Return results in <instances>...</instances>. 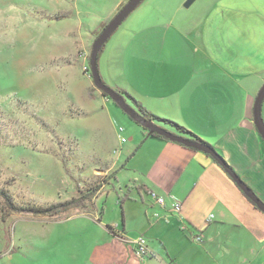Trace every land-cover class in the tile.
I'll list each match as a JSON object with an SVG mask.
<instances>
[{"label":"rangeland","instance_id":"1","mask_svg":"<svg viewBox=\"0 0 264 264\" xmlns=\"http://www.w3.org/2000/svg\"><path fill=\"white\" fill-rule=\"evenodd\" d=\"M117 1L0 0V264H96V246L107 238V226L122 223L123 213L127 228L137 232L131 244L142 237L163 258L164 247L153 235L169 232L153 224L170 222L172 216L178 221L176 235L171 232L169 241L182 239L181 246L174 248L179 251V263L216 264L214 256L218 260L225 256L221 254L224 247L215 249V242L210 247L200 244V230L181 231L189 225L182 222L180 210H172L173 201H179L176 197L155 191L147 195L142 189L139 196L127 182L121 190L113 182L114 189L99 194L95 211L85 203L88 206L82 204L56 217L31 212L33 207L86 193V187L104 176L100 167L108 169L121 137L127 140L123 153L133 148L125 157L127 170L118 169L117 178H145L137 165L144 168L151 160V143L134 138L140 126L90 76L89 56L95 38L127 2L120 0L108 14ZM184 1L143 0L104 44L98 69L106 85L117 92V86L126 90L123 97L135 111L137 104L146 102L154 114L196 135L201 132L204 138H200L210 143L207 139L219 134L202 122L217 120L222 125L231 109L210 103L207 108L217 113L200 107L207 118L199 119L201 123L194 120L191 109L178 118L168 112L162 86L165 80L192 83L193 73L206 64L213 65V73L230 72L231 68L238 76L241 65H247L242 73L253 86L255 78L249 72L264 67V0H195L189 8L183 7ZM226 64L230 67L221 72L219 66ZM251 89L256 97L258 90ZM158 124L176 132L169 125ZM129 193L131 199L121 204L120 197ZM208 196L203 198L206 203ZM158 198L164 201L162 205ZM147 200L157 208L167 206L165 213L158 209L147 217L154 223L144 214L150 205ZM205 205L196 210L206 226L214 218L201 211ZM217 238L218 233L214 240ZM232 249L233 256L239 254L236 245ZM134 253L139 257L135 248ZM144 264L157 263L147 258Z\"/></svg>","mask_w":264,"mask_h":264},{"label":"crops","instance_id":"2","mask_svg":"<svg viewBox=\"0 0 264 264\" xmlns=\"http://www.w3.org/2000/svg\"><path fill=\"white\" fill-rule=\"evenodd\" d=\"M119 1L114 4L108 14L114 11ZM211 66L213 65L206 64L203 69L194 72L193 81L189 84L188 82L185 84L183 81L165 80L162 88L165 90L166 95L164 97L167 99L168 112H173L178 118H183L184 112L190 113L191 109L194 120L200 122L199 119H207L200 112L202 110L200 107L210 109L211 114H215L217 111L210 107L207 108L210 103L223 104L221 106L223 109L229 107L232 113L227 114L226 119L223 117L222 125L217 120L202 122L201 125L216 130L215 134H219V136L215 135L212 140L207 139L210 142L209 144L212 143L211 146L214 150L264 202V143H262L263 148H261L260 142L263 140L253 122L255 97L250 94V88L258 90L263 84L264 67L249 72V75L255 78L254 85L250 86L249 81H247L248 75L243 76L242 73L243 70L244 72L247 71V65H241V68H239L241 76L232 73L231 68L230 72L224 71L230 65H220V71L224 72L218 74L213 73ZM174 71L176 73L178 69L175 68ZM164 75H167V73H164ZM257 78L259 79L258 82L256 81ZM103 81L105 82V80ZM172 86L174 89H172ZM116 90L126 92L125 89L118 86ZM142 106L148 112L154 114V111L146 105V102ZM261 112L264 120V102ZM213 116L219 118L218 115ZM213 116H210V119ZM221 127H224V129L219 130ZM114 130L115 128H113ZM140 130L134 138L142 144L151 143L149 148L150 145L152 148L148 152L151 155L153 153L151 160L144 168L137 165L138 170L145 178L139 180H135V177H128L126 180L117 178L118 169L124 168V170H127L129 160H126L125 157L127 158L133 148V146H130L123 153V144L127 143V140L121 142L120 138L116 145L120 147L116 152H113L115 154L114 160L108 164V169L104 170V167L103 169L100 167V171L104 175L101 180L104 179L107 182L101 186L94 197L96 200L93 205L96 203L98 208L99 194H103L109 188L114 189L113 182L118 183V189L120 190L123 183L126 184L127 182V187L133 191L136 190L139 196H141L138 192L140 189L144 190L143 192H146L147 195L150 191H155L163 196H174L181 202L180 216L183 218L182 222L187 221L189 225L188 228L181 231L200 230L203 236L202 243H200L202 246L207 247L208 244L210 247V244L215 242V249L224 247L222 249L224 253L221 254L225 256L219 260L214 256L216 264H264V213L243 194L225 170L209 154L202 156L198 150L192 151L172 141L149 137L141 127ZM196 133L199 138L200 136L204 138L201 132ZM208 133L210 134L209 131ZM108 171H112L113 174L108 175ZM142 182L145 184H142ZM208 192H211L213 196H210ZM206 196L209 197V200H206L207 203L203 201ZM131 197L130 193L122 199L120 197V203L124 204V201L126 199L130 200ZM140 199L143 198L140 197ZM147 201L149 202V200ZM149 203L150 205L144 212L146 218L151 214L154 215V210L160 209L161 212H166L164 208L167 206L161 209L151 202ZM204 204H206L205 208L201 211L213 214L214 218L206 226L203 220L199 221L198 211L196 210L197 206ZM92 211H95V206ZM103 211L104 208H102L104 216ZM122 217V223L113 226L116 235L109 233L106 228L107 238L103 243L96 246V264H144L147 258L157 264H182L179 263V251L174 249L175 246H181L182 239L175 238L171 243L169 241L171 232L174 237L176 235L174 228L178 221L175 219L176 216H172L170 222L157 220V223L153 224L154 228H161L169 232L167 235L164 233L153 235L157 236L156 240L159 245L164 247L165 258L162 257V253L157 252L155 248L147 244V241H145L148 249L147 255L143 258L137 257L134 253L135 245L131 244L137 237V232L127 228L124 213ZM141 219L143 220V218ZM147 219L150 222H155L151 218ZM229 231H233L234 234H229ZM217 233L218 238L214 240ZM234 245L237 246L239 252L236 256L231 254ZM170 247L173 251L170 250Z\"/></svg>","mask_w":264,"mask_h":264},{"label":"water","instance_id":"3","mask_svg":"<svg viewBox=\"0 0 264 264\" xmlns=\"http://www.w3.org/2000/svg\"><path fill=\"white\" fill-rule=\"evenodd\" d=\"M143 0H127L126 3L116 12V14L109 20L104 26L102 31L95 38L90 56H89V68L90 76L94 85L107 95L126 115H128L133 121L140 126L144 127L150 133L159 134L172 142L183 144L187 147L194 148L198 151H203L209 154L231 177L232 181L238 186L243 194L260 210L264 213V202L257 196L252 188H250L242 179L236 174L233 168L218 154L215 150L203 145L197 141L184 138L180 135L172 133L170 130L165 129L152 121L147 120L139 112L135 111L124 99V97L105 84L102 80L98 69V54L103 45L112 36L115 30L122 24V22L128 17V15L134 11ZM195 0H185L183 2L184 8H189ZM264 102V82L259 88L254 104H253V122L255 128L264 141V120L262 118V104Z\"/></svg>","mask_w":264,"mask_h":264},{"label":"trees","instance_id":"4","mask_svg":"<svg viewBox=\"0 0 264 264\" xmlns=\"http://www.w3.org/2000/svg\"><path fill=\"white\" fill-rule=\"evenodd\" d=\"M104 47V45H103ZM103 47L102 49L100 50L99 54H98V59H99V56L103 50ZM118 92L123 96L125 94V91L123 90H118ZM125 96V95H124ZM134 102V101H133ZM115 104V103H114ZM116 105V104H115ZM137 107H138V112L140 115H142L144 118H146L147 120L149 121H152L153 123L159 125L158 123H162L163 125H169L171 127H173L175 129L176 132H172L174 134H177V135H180L184 138H187V139H190V140H194V141H197L203 145H206L208 146L209 148L213 149L214 148L206 141L202 140L201 138H199L196 134H194L193 132L189 131L188 129H186L185 127L183 126H180L178 125L177 123L171 121V120H168V119H165V118H162V117H159V116H156L150 112H148L142 105L140 104H137ZM124 113V112H123ZM125 114V113H124ZM128 118H130L128 116ZM131 119V118H130ZM139 125V124H138ZM140 126V125H139ZM161 127H163L162 125H159ZM142 128V130L146 131L147 132V135L149 137H155V138H158V139H162V140H166V141H170L168 140L167 138L159 135V134H156V133H150L148 132L147 129H145L144 127L140 126ZM165 129H167L165 126L163 127ZM263 142V141H262ZM177 143V142H175ZM264 143V142H263ZM179 145H182L183 147L189 149V150H192V151H196L194 148H191V147H187L183 144H180L178 143ZM113 176V175H112ZM107 180H100L99 182H96L93 186V184L91 185V187H86L87 189V192L80 195V196H77V197H73L72 199L70 200H67V201H64L62 203H52L50 205H45V206H37V207H33L32 208V213L33 214H39V215H48V216H59L60 214L62 213H65V212H68L69 210L75 208V207H79L81 206L82 204L84 206H88L90 205V210H94V205L92 206V203H93V200H92V196H95L96 193L100 190L101 186L106 183ZM85 203H89L88 205H85ZM108 227V232L113 234V235H116L115 233V229L112 227V226H107Z\"/></svg>","mask_w":264,"mask_h":264},{"label":"built area","instance_id":"5","mask_svg":"<svg viewBox=\"0 0 264 264\" xmlns=\"http://www.w3.org/2000/svg\"><path fill=\"white\" fill-rule=\"evenodd\" d=\"M120 132L122 131V128L120 127L118 129ZM125 139L123 137H121V142H124ZM158 202L162 205L163 204V200L161 198H158ZM180 202L175 200L172 203V210L173 211H179L180 210ZM196 240H199V237L196 238ZM135 252L139 257H144L145 255H147L148 253V249L145 243V240L142 237L137 238V240L135 241Z\"/></svg>","mask_w":264,"mask_h":264}]
</instances>
